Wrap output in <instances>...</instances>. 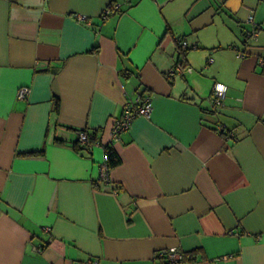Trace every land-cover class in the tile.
Returning a JSON list of instances; mask_svg holds the SVG:
<instances>
[{"label": "crops", "instance_id": "obj_1", "mask_svg": "<svg viewBox=\"0 0 264 264\" xmlns=\"http://www.w3.org/2000/svg\"><path fill=\"white\" fill-rule=\"evenodd\" d=\"M143 98L150 118L112 140ZM169 250L264 264V0H0V264Z\"/></svg>", "mask_w": 264, "mask_h": 264}, {"label": "built area", "instance_id": "obj_2", "mask_svg": "<svg viewBox=\"0 0 264 264\" xmlns=\"http://www.w3.org/2000/svg\"><path fill=\"white\" fill-rule=\"evenodd\" d=\"M111 13V11H107L106 16H108ZM79 19L81 21H85L84 18L79 17ZM252 21V19H251ZM180 47L181 49H186L188 47V44L186 41H182L180 43ZM209 62H212V59L209 60ZM183 70H184V64L183 65H179L175 70H173L171 73H169V77H172L174 74L178 73L180 75L183 74ZM189 71H191V69H189ZM213 89V99L215 104L217 105V107H221L224 103L225 100V95L227 92V86H225L224 84H215ZM30 92L29 88H21L18 91V97L21 99H26L28 94ZM153 109V103L151 102L150 98H143V99H139L138 103L132 107V106H126L125 110L122 114V117L119 118L118 120H116V122L113 125V131H112V140H115L118 138L119 134L122 132L127 131V129H129L131 122L138 118V116H143V117H147L150 118L151 116V112ZM91 137L89 135V133L87 131H79V136L77 139L78 145L82 146V147H91L92 145V141H90ZM109 168L108 165H106L104 163V166L101 169V180L102 181H109ZM160 257H165V258H170L173 261H181L182 260V255L180 256V254L175 251H169V252H162L159 255Z\"/></svg>", "mask_w": 264, "mask_h": 264}, {"label": "trees", "instance_id": "obj_3", "mask_svg": "<svg viewBox=\"0 0 264 264\" xmlns=\"http://www.w3.org/2000/svg\"><path fill=\"white\" fill-rule=\"evenodd\" d=\"M187 50H188V48L186 49V51L185 50L183 52L181 51L180 58L183 57V55L187 52ZM58 105H59L58 104V101H56V103H55V107H56L55 110L57 112L59 111ZM215 106L217 107V105L214 102V106L213 107H215ZM203 111H205V112H211V113L214 112L212 109H210V111H208L205 108L203 109ZM79 131H86V130H79ZM223 132H224V130L222 131V134H223ZM91 136H92V134H91ZM75 145L78 148H80V149H83V148H86L87 149V147H82V146L78 145V142ZM104 153H105V164L108 165L109 170L115 169L117 166L120 165V163H121L120 157H119L118 153L115 152L112 147L106 146ZM182 257H183L182 260L179 261L180 264L191 263V262H194V260H195V258L192 257V256L184 255ZM164 264H175V262H171L170 259H168V260L166 259L165 262H164Z\"/></svg>", "mask_w": 264, "mask_h": 264}, {"label": "bare ground", "instance_id": "obj_4", "mask_svg": "<svg viewBox=\"0 0 264 264\" xmlns=\"http://www.w3.org/2000/svg\"><path fill=\"white\" fill-rule=\"evenodd\" d=\"M184 41H186V40H184ZM186 42H187V41H186ZM187 44H188V43H187ZM180 48H181V47H180ZM187 48H188V47H187ZM187 48H186V49H187ZM186 49H183V50H186ZM181 50H182V49H181ZM183 50H182V51H183ZM179 65H183V64H182V63H179ZM179 65H177L174 69H172V71L175 70ZM172 71H170L169 73H171ZM176 74H178V73H176ZM174 75H175V74H174ZM174 75H173V76H174ZM179 75H180V74H179ZM168 76H169V74H168ZM171 78H172V77H171ZM91 143H92V142H91ZM91 146H92V145H91ZM90 148H91V147H87V149H90ZM109 171H110V170H109ZM169 251H171V250H169ZM169 251H166V252H169ZM161 253H162V252H161ZM159 255H160V253H159ZM159 258H161L164 262H165L166 259H167V260L170 259V258H165V257L162 258V257H160V256H159ZM170 260H171V262H175V261H173L172 259H170ZM178 262H179V261H176L175 264H177Z\"/></svg>", "mask_w": 264, "mask_h": 264}, {"label": "rangeland", "instance_id": "obj_5", "mask_svg": "<svg viewBox=\"0 0 264 264\" xmlns=\"http://www.w3.org/2000/svg\"><path fill=\"white\" fill-rule=\"evenodd\" d=\"M177 77V76H176ZM178 79H180V78H178Z\"/></svg>", "mask_w": 264, "mask_h": 264}]
</instances>
